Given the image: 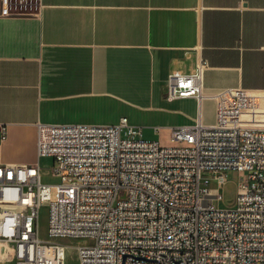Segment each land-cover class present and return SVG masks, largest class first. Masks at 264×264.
I'll return each mask as SVG.
<instances>
[{
    "label": "built area",
    "instance_id": "obj_1",
    "mask_svg": "<svg viewBox=\"0 0 264 264\" xmlns=\"http://www.w3.org/2000/svg\"><path fill=\"white\" fill-rule=\"evenodd\" d=\"M28 3L0 0V14ZM208 68L199 59L167 78V98L216 103L213 124L173 128L171 139L185 145L162 147L127 117L37 123L38 161L0 162V244L15 264H66L69 247L79 264H264V92L226 87L206 96ZM42 157L53 158L58 181H43ZM231 172L234 204L217 207ZM45 204L48 239L39 233Z\"/></svg>",
    "mask_w": 264,
    "mask_h": 264
},
{
    "label": "crops",
    "instance_id": "obj_2",
    "mask_svg": "<svg viewBox=\"0 0 264 264\" xmlns=\"http://www.w3.org/2000/svg\"><path fill=\"white\" fill-rule=\"evenodd\" d=\"M31 5V11H20ZM0 14V162L38 161L37 123L115 124L152 139L215 121L211 97L169 99V73L209 68L204 93L264 92V0H32ZM155 140V139H153ZM157 140V139H156Z\"/></svg>",
    "mask_w": 264,
    "mask_h": 264
},
{
    "label": "rangeland",
    "instance_id": "obj_3",
    "mask_svg": "<svg viewBox=\"0 0 264 264\" xmlns=\"http://www.w3.org/2000/svg\"><path fill=\"white\" fill-rule=\"evenodd\" d=\"M32 0H29L31 2ZM31 5L28 4V7H24L20 9V11H31ZM172 131L173 129H161L158 135H154L152 139H157L162 147H169V146H180L185 145L186 143L180 142L177 140H172ZM38 158V156H35ZM42 173H43V181L46 183H54L58 181L57 178H54L51 175V166L53 164V158L51 157H42L39 159ZM222 197L218 201L215 202V205L220 208H226L227 206H232L234 204L236 191H237V175L235 172H231L229 174V181L228 183L224 184L221 188ZM53 199L55 198V189L52 191ZM40 219H39V233L40 237L43 239H48V224H49V206L43 205L40 208ZM63 242L69 245H76L79 241L71 240V239H64ZM4 246H2L3 248ZM3 253L1 254L0 264H15L11 250L7 248H3ZM66 264H79V260L77 258V251L74 247H69L68 249V256L66 260Z\"/></svg>",
    "mask_w": 264,
    "mask_h": 264
},
{
    "label": "bare ground",
    "instance_id": "obj_4",
    "mask_svg": "<svg viewBox=\"0 0 264 264\" xmlns=\"http://www.w3.org/2000/svg\"><path fill=\"white\" fill-rule=\"evenodd\" d=\"M0 246H3V244H0ZM77 258H78V255H77Z\"/></svg>",
    "mask_w": 264,
    "mask_h": 264
}]
</instances>
